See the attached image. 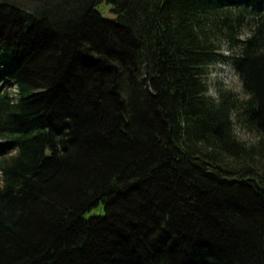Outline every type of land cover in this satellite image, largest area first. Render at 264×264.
<instances>
[{"label":"trees","instance_id":"1","mask_svg":"<svg viewBox=\"0 0 264 264\" xmlns=\"http://www.w3.org/2000/svg\"><path fill=\"white\" fill-rule=\"evenodd\" d=\"M42 1L0 0V264H264V0Z\"/></svg>","mask_w":264,"mask_h":264},{"label":"rangeland","instance_id":"2","mask_svg":"<svg viewBox=\"0 0 264 264\" xmlns=\"http://www.w3.org/2000/svg\"><path fill=\"white\" fill-rule=\"evenodd\" d=\"M26 2H31V0H25ZM39 3L45 4L46 2H43L42 0H37ZM37 2V3H38ZM31 5V3H30ZM47 5V4H45ZM222 64H214V66H210V72H209V76H208V82H209V93L210 94H214L216 87H223L226 89H230L233 92H235L236 94H241V83L238 80L237 76L235 75L234 71L231 68H228L227 66H224ZM228 68V69H227ZM237 132L240 136L241 139H244L246 142L248 143H253V141L255 140L254 137L237 128ZM201 242H204L203 239Z\"/></svg>","mask_w":264,"mask_h":264},{"label":"bare ground","instance_id":"3","mask_svg":"<svg viewBox=\"0 0 264 264\" xmlns=\"http://www.w3.org/2000/svg\"><path fill=\"white\" fill-rule=\"evenodd\" d=\"M222 64H223V63H222ZM218 65H219V64H218ZM213 66H214V65H213ZM222 67H224V66H222ZM227 67H228V65H227ZM229 67H230V66H229ZM229 67H228V68H229ZM228 68H227V69H228Z\"/></svg>","mask_w":264,"mask_h":264}]
</instances>
